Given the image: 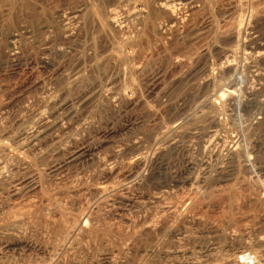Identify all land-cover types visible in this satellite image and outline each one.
<instances>
[{
  "label": "rangeland",
  "instance_id": "1",
  "mask_svg": "<svg viewBox=\"0 0 264 264\" xmlns=\"http://www.w3.org/2000/svg\"><path fill=\"white\" fill-rule=\"evenodd\" d=\"M143 1L152 5L156 0ZM203 4H196L195 10H183L185 13L179 10L180 16L177 12L170 28L165 27L168 17L156 12L143 22L128 23L126 28L132 36L124 43L116 27L119 23L124 26V7L117 0H0V111L7 117L6 124H11L17 114L30 115L47 97H51L46 107L50 114L66 102L72 103L75 114L66 125L65 132L72 138L64 150L32 159L26 167L13 162L6 180L0 181V228L11 223L15 214L26 220L21 236H0L1 261L43 263L44 255L37 250L44 237L40 216L57 218L53 209L56 205L65 216L88 208L101 187L115 184L119 190V184L138 163H145L129 188L131 199L141 198L139 207L135 204V210H127L119 203L101 211L90 206L96 209L91 211L94 238L84 253L77 258L62 257L59 264H104L100 259L104 251L117 264H186L190 253L199 256L211 247H219L222 252L251 249L260 252L259 264H264V124L251 130L247 127L249 118L259 112L255 102L264 101V93L252 96L247 88L264 89V65H257L258 70L253 65L250 74L244 71L241 82L245 83L240 82L241 86L235 85L238 73L225 70L222 78L217 77L225 89L234 83L226 92L233 91V97L225 94L230 102L225 99L224 104L230 105L215 112L220 125L196 131L187 118L203 109L210 113L205 101L218 82L213 87L207 72L222 63L227 66L223 54L236 47L232 37L237 33V22L248 25L241 35L242 46L236 51L239 59L231 62L238 64L239 73L243 70L244 48L247 52L257 51L251 49L254 47L264 49V0H208ZM111 9L115 25L106 20ZM77 10L79 23L74 25L71 18ZM227 57L229 63L232 57ZM34 81L39 86H32ZM236 97L247 103L244 108L237 110L231 105L235 101L230 99ZM212 112L211 116L215 115ZM162 125L166 129L188 125L190 130L183 128L185 133L174 140L158 141L160 146L156 147L160 148L154 154L152 139L159 135ZM109 132L114 134L110 136ZM236 145L239 152H245L251 170L240 167L244 165L241 154V158L230 159L227 149ZM87 147L97 148V161L84 165L75 179L49 174L51 165ZM136 156L139 161L134 160ZM233 166L239 169L236 173L229 169ZM194 175L197 181L192 184ZM30 176L36 180L40 177L37 194L31 199L11 198L12 185H26ZM144 220H152L154 229L128 239ZM257 237L263 238V243L257 244ZM179 249L184 254L187 250L186 258ZM168 251L170 257L166 258ZM244 256L237 258L238 264H255L252 254L246 252ZM185 259L188 261L184 263Z\"/></svg>",
  "mask_w": 264,
  "mask_h": 264
},
{
  "label": "bare ground",
  "instance_id": "2",
  "mask_svg": "<svg viewBox=\"0 0 264 264\" xmlns=\"http://www.w3.org/2000/svg\"><path fill=\"white\" fill-rule=\"evenodd\" d=\"M208 0H156L152 5H147L143 0H117V3L123 5L121 7H124V10L122 11L124 15V21L123 24L124 26H121V23L117 24L116 27L119 29L120 35H121V40L122 42L126 43L129 42L131 40V33L127 30L126 26L128 25V23L132 24H137L139 22H143V20L145 21L146 17L148 18V15L151 13H159L163 14L164 16L168 17V21L166 23L167 26H165L166 28H170L174 23L176 18V15H178L180 12H178L179 10L181 11H186L188 12V10H192L194 9V7L196 6V4L198 5L203 3V5H205V2ZM116 2V1H115ZM149 3V2H148ZM210 3V1L208 2V4ZM241 3V2H240ZM118 5V4H117ZM201 7V6H200ZM242 7V6H241ZM197 9V8H196ZM114 9L109 10V15L106 18V20L108 21L107 23H111L113 25L116 24V21L114 20V16H115V12L113 11ZM195 10V9H194ZM183 11V12H184ZM114 12V13H112ZM178 12V14H177ZM191 12V11H189ZM240 12V11H239ZM80 13V10H77L75 12H73V17L70 19L72 21V23H79L78 21V15ZM155 13V14H156ZM185 13V12H184ZM182 13V14H184ZM151 14L149 16H151ZM181 14V16H182ZM240 14V13H239ZM72 15V14H71ZM117 15V14H116ZM118 16V15H117ZM152 16H154L152 14ZM180 16V14H179ZM70 17V16H69ZM68 18V17H67ZM229 18V17H228ZM241 18V17H240ZM69 19V18H68ZM67 19V20H68ZM104 20V21H106ZM64 21V20H63ZM147 21V20H146ZM182 21V19H181ZM150 22V21H149ZM127 23V24H125ZM156 23V22H155ZM106 24V23H105ZM110 24V25H111ZM144 24V23H142ZM141 24V25H142ZM151 24V23H148ZM73 25V24H72ZM79 25V24H78ZM238 25V30L237 33L234 32V34L236 33V35L234 37H232L234 39V44H235V49H231L229 48V51L227 54H229L232 58V60L230 61L229 59V63H228V57L227 54H223L226 60V64L225 67H223V63L221 65H219L218 68H212L207 72V77L210 78L213 87L215 86V90L212 92L211 96L206 99L205 103L206 106L205 108L209 109L210 113H206L201 112L199 115H193V117H191L192 115H190L188 118V120L185 119L183 120L186 124L187 121L189 124H191V126L193 127L192 130H201V129H205L208 128L210 126H218L221 124V122L219 121V119L216 118L215 112L217 111L218 113L223 111V109L225 108L224 106L227 104L225 103V99L228 97H231L230 95H232L231 92L226 93L227 89L230 88L231 86L233 87L234 83H232L227 89H225L226 87L223 86L222 83H220V80L218 79L221 75H223V73H225V70H228L229 72L232 71L234 74L238 73V79H236L235 77V85L237 86L238 84H240L241 80L244 79V71L246 73H249V68L254 65L256 68V66L258 65L260 67V65H264V49L263 47H254L251 48L253 50H257V51H251L249 49V51L251 52H247V49L244 48V50L240 53H242L241 55V60H242V67L243 70L240 71L239 73V69L238 68V64H233L231 63L232 61H235V59H239L237 57V55L239 53H237L236 51L242 46L239 43L242 41L241 40V35L242 33H244V31L248 29V25L247 23H243V25H239V22H237ZM70 26V25H69ZM163 26V25H162ZM213 26V25H212ZM62 27V26H61ZM131 27V26H130ZM137 27V26H136ZM164 27V26H163ZM68 28V27H67ZM138 28V27H137ZM136 28V29H137ZM160 28V27H159ZM165 28V29H166ZM70 30V29H69ZM65 31V30H64ZM67 31V29H66ZM163 31V30H162ZM161 31V32H162ZM136 32V31H135ZM132 36V35H131ZM232 36V35H231ZM245 36V35H243ZM246 37V36H245ZM133 38V37H132ZM231 38V39H232ZM129 40V41H128ZM224 40V39H223ZM229 40V39H228ZM232 41V40H231ZM230 41V42H231ZM223 42V41H222ZM243 42V41H242ZM111 43V42H110ZM232 43V42H231ZM252 43V42H251ZM115 43L114 41L111 43V46H113ZM242 44V43H241ZM245 44V42H244ZM253 44V43H252ZM256 44V43H255ZM254 44V45H255ZM13 45V44H12ZM248 45V44H247ZM252 46V45H251ZM259 46V44H258ZM264 46V45H263ZM233 47V46H232ZM248 47V46H247ZM14 49V48H13ZM13 49L11 51H13ZM246 49V50H245ZM226 50V49H225ZM107 52V51H106ZM105 52V54H106ZM227 52V51H226ZM239 52V50H238ZM108 54V52H107ZM222 55V56H223ZM15 57V56H14ZM230 58V57H229ZM101 59V58H100ZM224 59V58H223ZM222 59V60H223ZM239 63V62H238ZM48 64V63H47ZM72 65V64H71ZM82 65V64H81ZM90 65V64H89ZM240 67V66H239ZM250 68V69H251ZM253 68V70H254ZM257 70L259 69L258 67L256 68ZM252 70V71H253ZM83 71V70H82ZM225 71V72H224ZM227 71V72H228ZM249 71V72H248ZM206 73V71H205ZM232 73V74H233ZM252 73V72H251ZM229 74V73H228ZM231 74V75H232ZM250 74V73H249ZM200 75V74H199ZM206 75V74H205ZM256 75V74H255ZM77 76V75H75ZM229 76V75H228ZM254 76V75H253ZM259 76V74H258ZM74 77V76H73ZM79 77V76H78ZM218 77V78H217ZM256 77V76H255ZM217 78V79H216ZM75 80V78H73ZM252 79V77H251ZM261 80V77L259 76V78ZM208 79V81H210ZM253 80L254 77H253ZM207 81V80H206ZM229 81V80H228ZM69 82V81H68ZM232 82V81H231ZM234 82V81H233ZM259 82V81H258ZM67 83V82H66ZM117 83V82H115ZM242 83V82H241ZM243 83H245L243 81ZM242 83V84H243ZM211 84V83H210ZM256 84V83H255ZM39 86L38 81H34L32 82V86ZM115 85V84H113ZM258 85V84H257ZM112 86V85H111ZM208 86V85H207ZM227 86V85H226ZM241 86V84H240ZM250 86V85H249ZM210 87V86H209ZM257 87V86H256ZM263 87V86H262ZM101 89V88H100ZM112 89V88H111ZM233 89V88H232ZM235 90V89H234ZM101 90H99L100 92ZM103 91V90H102ZM118 91V90H117ZM247 91L250 92V94L252 96H256L257 94L260 93H264V89H257L253 86L248 87ZM105 92V91H104ZM123 92V91H122ZM126 93V92H123ZM122 93V94H123ZM236 93V91H234V94ZM228 94V95H225ZM261 95V94H260ZM119 96V95H118ZM228 96V97H227ZM236 96V95H235ZM240 96V95H239ZM233 97V95H232ZM88 98V97H87ZM240 97H237L234 99H230V100H234L235 104L233 105V103L231 104L232 106H234L235 109L240 110L242 108H240L241 106H245V104L247 103H242L241 100L239 99ZM260 98V97H258ZM255 99V98H254ZM229 101V99H226V101ZM259 100V99H258ZM45 102H42V106L38 107L34 112H32L30 115L26 116L24 114H17L14 119L12 121H10L11 124H6V118L4 117V112L0 111V181L2 182L3 180H6V178L9 175V165L13 162H18L19 164H21V166H27L29 164V162L32 159H35L37 157L43 156V155H49V156H53L54 154H57V152H59L60 150H64V148L66 147V144L68 143V141L71 140L72 135H68L66 134V125L67 123H71V119L72 117L74 118V107L72 105V103H62L60 104L58 107H56L57 109H54V111L50 114V112L46 111V107L47 105H49L51 103V97H47V99H44ZM233 101V102H234ZM243 101V100H242ZM230 102V101H229ZM200 104V103H199ZM230 105V104H228ZM202 106V105H201ZM255 106L257 109H259L258 113L253 115L251 118H249V120L247 121V127L249 126L250 130L251 129H255L257 126L263 125L264 124V101L261 102H255ZM196 107V106H195ZM228 107V106H227ZM248 107V106H247ZM246 108V107H245ZM186 110V109H185ZM184 110V111H185ZM194 110V109H193ZM213 111L212 113H214L215 115L212 114L211 116V111ZM246 110V109H245ZM49 114H48V113ZM188 112V111H187ZM196 112V111H195ZM194 113V111H193ZM223 113V112H222ZM225 113V112H224ZM196 114V113H194ZM223 115V114H222ZM184 116V115H183ZM188 116V115H187ZM186 118V119H187ZM84 119V118H83ZM84 121V120H83ZM174 122V120H173ZM224 122V121H223ZM82 123V120H81ZM160 123V122H159ZM185 123L182 124L185 126ZM177 124V123H176ZM175 124V125H176ZM70 125V124H68ZM179 125V124H178ZM163 126V125H162ZM171 127L173 125H170ZM184 126H173L172 128L169 127L168 129H166V127H162V129H160L159 127V135H155V137H153L152 139V145L154 150L158 147H156V145H159L158 141H162V140H168L169 138L173 139V137L178 136L180 133H185L182 132ZM84 127V126H83ZM190 127L188 125H186V129ZM77 128V127H76ZM184 128V129H185ZM235 128V127H234ZM243 128V127H242ZM241 128V129H242ZM246 128V127H245ZM185 129V130H186ZM189 129V128H188ZM229 129V128H228ZM240 129V128H239ZM184 130V131H185ZM190 130V129H189ZM187 130V131H189ZM196 130V131H197ZM244 130V128L242 129ZM246 130V129H245ZM244 130V131H245ZM249 130V131H250ZM195 131V132H196ZM206 131V130H204ZM230 131V130H229ZM233 131V130H232ZM202 133H204L203 131H201ZM215 132V131H214ZM217 132V131H216ZM236 132V131H235ZM246 132V131H245ZM213 133V132H212ZM242 133V131H241ZM247 133V132H246ZM245 133V134H246ZM110 136L113 135L114 133L109 132L108 133ZM158 134V133H157ZM249 134V133H248ZM216 135V134H215ZM218 135V134H217ZM250 135V134H249ZM159 136V137H158ZM242 136V137H241ZM239 138H241V141H244L243 138L245 139L244 135H241ZM207 137V136H206ZM212 137V136H210ZM234 137V136H233ZM214 138V137H213ZM248 138V137H247ZM176 139V137H175ZM180 139V138H179ZM137 140V139H136ZM135 140V141H136ZM174 140V139H173ZM234 140V139H233ZM236 140V139H235ZM239 140V139H238ZM249 140V139H248ZM247 140V141H248ZM171 141V140H170ZM204 141V140H203ZM210 141V140H209ZM226 141V140H225ZM240 141V140H239ZM192 142V141H191ZM237 142V141H236ZM101 143V142H100ZM134 143V142H133ZM160 143H163L160 142ZM175 143V142H174ZM210 143V142H208ZM262 143V142H261ZM148 144V143H147ZM225 144V143H224ZM232 144V143H231ZM68 145V144H67ZM101 145V144H100ZM138 145V144H137ZM151 144H149L150 146ZM210 145V144H209ZM260 145V144H259ZM136 146V145H135ZM148 146V147H149ZM234 146V145H233ZM238 145H236L235 147H231V149H227V154L229 155L230 159L231 158H241L242 157V163L244 165H240V167L243 168H248L250 169L252 167L249 159L247 157H245L243 155V153H245L244 151H240L239 152V148L237 147ZM97 147V146H96ZM80 148L77 151H75L74 153H71L70 156H68L66 159L64 158L61 162L59 161L57 164H53V166L51 165V167L49 168L50 172L52 174V177H59V176H73L75 179V175L78 174V171L82 170V168H84L85 166L88 167V164L91 162H95L96 159V151L97 148ZM99 147V146H98ZM141 147V145H140ZM144 147V146H143ZM152 147V146H150ZM208 147V146H207ZM263 147V146H262ZM101 148V147H100ZM136 148V147H135ZM160 147H158L157 149H159ZM162 149V148H161ZM240 149H242L240 147ZM157 152L156 150L154 151ZM199 150V149H198ZM206 150V149H205ZM141 151V150H140ZM149 150H147L148 152ZM152 151V148H151ZM159 151V150H158ZM153 152H151L153 154ZM211 152V151H210ZM146 154V153H145ZM143 153V155H145ZM239 154H241V157L239 156ZM130 155V154H129ZM148 155V153H147ZM220 155V154H219ZM227 155V156H228ZM140 156H142V154H140ZM146 156V155H145ZM214 156V155H213ZM119 157V156H118ZM139 157V156H138ZM98 158V157H97ZM137 158V156L135 157ZM143 158V156H142ZM146 158V157H145ZM140 158L134 159L135 161H139ZM147 159V158H146ZM151 159V158H150ZM192 159V158H191ZM198 159V158H197ZM142 160V159H141ZM140 160V161H141ZM205 160V159H204ZM241 160V159H240ZM239 160V161H240ZM97 161V160H96ZM143 161V160H142ZM236 161V160H235ZM93 162V163H94ZM148 162V161H147ZM200 162V161H199ZM240 162V163H241ZM91 163V164H93ZM96 163V162H95ZM99 164V161L97 162ZM141 163V162H140ZM237 164V162H235ZM239 163V164H240ZM144 164H139L138 166H136V169L130 173L129 175H127L128 177H126V181L123 182V184H119L121 185L120 189L117 190L115 188V184L114 185H110L109 187L103 186L101 187L102 189H100L101 191L98 193H95L94 196L91 198V201L89 202V206L88 204H86L88 206V208L82 209L81 211H76L77 213L74 214H69L67 216H65V212H63L59 207H57V205L55 207H53L54 212L57 214V218L55 219H50L48 216L42 215L40 216L41 218V222L43 223V229H44V233L45 235L41 234L42 236V242L41 245L37 247V250L42 253V256L44 255L43 259H45V261L43 263H22V264H59L60 260H64L65 257L67 256H75L76 255H80L82 253H84L86 251V246L88 245L89 241H91L94 238L93 232H94V228H95V224L94 221L92 223V218H91V211L94 209V211L96 210L95 208H97V210H101L103 207H115L117 204L119 203H123L125 206V209L127 210H132L134 207L136 206L139 207V203L141 202V198H136L135 199H131L130 194H129V188L133 187V183L134 180L140 175V171H142L144 169ZM85 165V166H84ZM146 165V164H145ZM96 166V164H95ZM92 167V166H90ZM197 167V166H196ZM209 167V166H208ZM234 167V168H233ZM230 167L229 169H231V172H235L236 173V169L237 166H233ZM250 167V168H249ZM204 168V167H203ZM242 168V169H243ZM146 169V168H145ZM252 169V168H251ZM250 169V170H251ZM48 170V171H49ZM205 170V169H204ZM211 170V169H210ZM239 170V169H238ZM237 170V171H238ZM245 170V169H244ZM247 170V169H246ZM249 170H247L248 172ZM208 172V171H207ZM223 173V172H222ZM11 174V173H10ZM35 174V173H34ZM124 175V174H123ZM35 176V175H34ZM38 176V174H37ZM40 176V175H39ZM36 178V177H35ZM40 179V177H38ZM37 178V180H39ZM60 178V177H59ZM206 178H211V175H207ZM28 182L26 183V185H12V190L10 191V197L11 198H15L20 199L23 197H26L27 199H31L34 197V195H36L37 191L40 190L41 188V184L40 182H38L36 179H34L33 176H30L28 178ZM79 179V178H78ZM77 180V179H76ZM192 184H195L197 181V176L192 177V179L190 180ZM119 183H121L122 181H118ZM117 182V183H118ZM137 182V181H136ZM190 183V182H189ZM190 183V185H191ZM113 184V183H112ZM118 185V186H119ZM192 186V185H191ZM9 187H11L9 185ZM8 187V188H9ZM119 188V187H118ZM134 189V188H133ZM9 190V189H8ZM99 191V190H98ZM88 193V192H87ZM8 194V192H7ZM93 194V192L91 193ZM9 196V195H8ZM158 196V195H157ZM9 197V198H10ZM159 197V196H158ZM87 198V197H86ZM89 198V197H88ZM154 198V197H153ZM24 200V199H23ZM88 201V200H87ZM147 202V201H146ZM136 204V205H135ZM95 207L91 210V208L89 209V207ZM119 206V205H117ZM136 207V208H137ZM168 209V208H167ZM135 210V208L133 209ZM161 210V209H160ZM53 211V210H52ZM68 212V211H67ZM70 212V211H69ZM99 214V213H98ZM48 215V214H47ZM51 215V214H50ZM55 215V214H53ZM16 214L12 215V222L9 223L8 225H6L5 227L0 228V236L2 238H4V236H21V231L23 228V222H25L23 219L21 220V218L23 217H19L21 215H18V218H16ZM26 217V216H25ZM54 217V216H53ZM20 218V219H19ZM24 218V217H23ZM27 220H28V216H27ZM40 222V223H41ZM142 222V221H141ZM41 223V224H42ZM27 225V223H26ZM25 226V224H24ZM41 226V225H40ZM22 227V228H21ZM154 223L152 220H148L139 223L138 225H136L135 231H133L132 235H129L128 239L131 240V238L135 235V234H143L144 232L147 231H152L154 229ZM47 230V231H46ZM25 232V230H24ZM186 232V231H185ZM184 232V234H185ZM187 234V233H186ZM259 234V233H258ZM19 235V236H18ZM136 235V236H137ZM180 235V233L178 234ZM261 235V234H260ZM36 236V235H35ZM139 236V235H138ZM183 236V234H182ZM186 236V235H185ZM257 236V235H256ZM14 237V238H15ZM184 237V236H183ZM1 238V239H2ZM22 238V237H21ZM19 239V238H18ZM256 239V238H255ZM263 239V238H262ZM262 239L260 237H257L256 239V243H260L262 242ZM5 240V239H4ZM15 241V240H14ZM39 241V240H38ZM36 241V242H38ZM17 242V240H16ZM19 242V241H18ZM22 241H20L21 243ZM24 243V242H23ZM263 243V242H262ZM7 245V243H6ZM213 244L209 245L212 246ZM215 245V244H214ZM217 245V244H216ZM215 245V246H216ZM221 246V245H220ZM5 248H8L7 246H5ZM219 248V247H218ZM216 247H211L210 249H206L203 250L206 251L202 254H200L199 252V256H194L190 253V257L188 260H190V262L186 263V264H238L237 262V258H242L245 257V253L248 252L250 255L252 254V261H255V264H259V262H262L261 259V254L260 252H253L251 249H246V248H238V249H232L228 252L226 250V252H222V249H218ZM222 248V247H221ZM225 248V247H224ZM36 249V248H35ZM205 249V248H204ZM229 249V248H228ZM178 250V249H177ZM180 251L183 249H179ZM179 251V252H180ZM185 250V254H186ZM191 250H189L190 252ZM202 251V250H201ZM200 251V252H201ZM105 252V251H104ZM102 253L100 256L102 259L101 261H103L104 264H117L118 262L110 255V253ZM166 252V251H164ZM176 252V250H175ZM178 252V251H177ZM182 252V253H181ZM181 254H184L183 251H181ZM188 252V253H189ZM192 252V251H191ZM2 253V252H1ZM171 252L168 251V253H165V257L168 258L170 257L169 254ZM174 253V252H173ZM172 253V254H173ZM195 253V252H194ZM197 253V252H196ZM151 254V253H150ZM164 254V253H162ZM180 254V255H181ZM184 254V255H185ZM174 255V254H173ZM172 255V256H173ZM179 255V256H180ZM188 255V254H187ZM29 256V255H28ZM182 256V255H181ZM180 256V257H181ZM189 256V255H188ZM187 256V257H188ZM247 256V255H246ZM64 257V258H62ZM174 257V256H173ZM178 257V255H177ZM28 258V257H27ZM40 258V257H39ZM77 258V257H76ZM75 258V259H76ZM82 258V257H81ZM186 258V255H185ZM67 259V258H66ZM65 259V261L67 262V260ZM74 259V258H73ZM122 259V258H121ZM124 259V258H123ZM171 259V258H170ZM184 259V257H183ZM181 259L180 262L183 260ZM30 260V259H29ZM69 260V258H68ZM172 260V259H171ZM178 260V259H177ZM187 259L184 260L188 261ZM165 261V260H164ZM168 261V260H167ZM174 261V260H173ZM24 262V261H23ZM41 262V261H40ZM64 262V261H63ZM65 262V263H66ZM73 262V261H72ZM70 262V263H72ZM172 262V261H171ZM20 263V264H21ZM69 263V262H67ZM170 263V262H169ZM174 263V262H173ZM253 263V262H252ZM0 264H18V263H14L11 262V260L5 258L4 260H0ZM73 264H79V261L73 263ZM175 264V263H174Z\"/></svg>",
  "mask_w": 264,
  "mask_h": 264
}]
</instances>
